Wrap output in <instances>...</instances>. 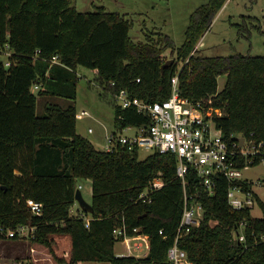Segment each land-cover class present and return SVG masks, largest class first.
<instances>
[{
  "label": "trees",
  "instance_id": "1",
  "mask_svg": "<svg viewBox=\"0 0 264 264\" xmlns=\"http://www.w3.org/2000/svg\"><path fill=\"white\" fill-rule=\"evenodd\" d=\"M227 1L207 0L193 11L176 50L184 65L179 69L175 60L162 70L164 51L174 46L173 39L167 34L134 41L131 21L118 11L103 5L80 11L73 0H0V51L9 50L11 62L6 66L0 60V218L5 227L36 226L32 241L50 251L54 235L69 236L68 264H169L168 250L176 240L187 194L190 201L203 204L204 212L200 225L183 233L178 244L196 264H264L262 201V216H254L250 208L233 209L224 176L210 194L192 167L183 183L174 153L154 152L141 159L138 147L101 150L77 132V67L83 65L96 70L101 95L112 96L115 127L151 124L148 114L117 104L121 89L147 102L164 100L178 74L181 96L216 95L225 109L216 122L226 138L241 133L264 140V55L206 56L196 47ZM246 23L244 30L250 32ZM54 55L59 62L52 61ZM221 75L226 82L219 89ZM36 84L41 86L38 93L32 89ZM39 96L72 102L47 101L38 115ZM160 173L164 185L151 201L140 199ZM81 179H91L93 187V212L79 207L89 216L88 226L84 215L71 214ZM244 186L252 188L247 182ZM29 198L43 202L41 215L30 211ZM242 222L245 240L239 241L234 230ZM124 225L129 234L137 227L149 235L147 255L117 254L114 229ZM7 238L19 235L0 232V239Z\"/></svg>",
  "mask_w": 264,
  "mask_h": 264
},
{
  "label": "built area",
  "instance_id": "2",
  "mask_svg": "<svg viewBox=\"0 0 264 264\" xmlns=\"http://www.w3.org/2000/svg\"><path fill=\"white\" fill-rule=\"evenodd\" d=\"M0 53H3L0 51ZM194 53V52H193ZM52 61L59 62V56L54 55ZM6 66L10 60L4 62ZM173 88L171 95L164 100L147 102L138 97L129 95L126 89L116 95V102L123 108L134 107L138 112L148 114L151 124L115 127L109 135V146L106 150L114 152L119 147H138L148 152L174 153L177 156V174L186 182V174L192 167L198 176L199 183L210 194L214 193L216 180L224 176L228 181V201L233 209H253L261 207L264 203V170L262 177L257 181L244 177V169L248 166L263 164L264 166V140L244 138L240 141L241 133L236 139L226 138L217 126L216 120L225 114L223 105L216 100V95H210L199 99L183 97L179 92L178 74L172 78ZM35 86H39L36 84ZM81 115L90 114L87 109L80 112ZM93 129L90 127L89 132ZM133 131L132 134L127 132ZM150 153V154H151ZM244 158V165H241ZM250 183L252 188L247 189L244 183ZM164 185L161 173L154 177L140 194V199L151 201L152 194ZM82 187L79 184V188ZM191 197L185 194V204L182 216L177 227V237L174 244L168 250L169 264H196L185 249L178 244V238L193 226L201 223L204 208L199 201H190ZM27 204L33 214L41 215L44 204L33 198L27 199ZM261 210V209H260ZM263 214L264 209L262 208ZM89 225V218H86ZM127 226L116 227L114 234L118 241L124 244V250L120 255L145 256L150 249L148 234L139 231L135 227V234L127 232ZM245 223L242 222L234 230V237L239 241L245 240ZM9 234L17 233L20 237L34 238L36 226L29 224L20 225L13 229L5 227L0 218V232ZM162 233L163 230H160ZM147 250L144 255L137 252Z\"/></svg>",
  "mask_w": 264,
  "mask_h": 264
},
{
  "label": "rangeland",
  "instance_id": "3",
  "mask_svg": "<svg viewBox=\"0 0 264 264\" xmlns=\"http://www.w3.org/2000/svg\"><path fill=\"white\" fill-rule=\"evenodd\" d=\"M207 0H73V3L80 11H95L103 5L109 11H118L124 14L132 23L130 30L131 37L136 42H148L150 39L157 40L160 35H169L174 42L173 47H168L164 51V58H173L178 62L180 69L184 62L177 58V48L181 46L186 37V30L189 24L190 15L193 11ZM244 19L250 26V32L244 30ZM238 24H241V29ZM257 25V26H254ZM261 27V28H260ZM264 0H228L226 5L216 15L211 27L202 36L197 44L198 54L206 56L231 55L242 53L245 55H264ZM153 38V39H152ZM10 51L0 53V60H9ZM77 72L80 76L78 84L77 98V132L89 138L98 149L106 150L109 146V135L115 129L114 106L110 102V94L101 95L102 89L97 81L95 69L79 65ZM219 89L223 88L226 82V75L218 78ZM41 86L33 85L35 93ZM103 94V93H102ZM47 101L59 102L67 105L72 101L58 96H39L37 103V114L44 113V106ZM87 109L90 114L81 115L80 112ZM93 131L89 132V128ZM133 131L127 132L132 134ZM151 152L141 149L139 157L141 159L148 156ZM264 170L263 164L248 166L244 169V177L257 181L262 177ZM84 198L92 201V181L91 179H81L78 185ZM264 192V191H263ZM80 205L75 204L71 214L79 213ZM254 216H262L259 206L252 209ZM11 240V241H8ZM6 245L5 253L14 252L16 255L24 257L22 253L27 241L37 245L32 238L20 237L4 239ZM14 241V242H13ZM45 247V246H43ZM14 249V251H12ZM116 251L124 250L122 242L116 243ZM8 250V251H7ZM19 251V252H17ZM147 250L137 252V255H144ZM14 254V253H13ZM12 255V253L10 254ZM22 259V257H6V263L13 264L12 260ZM14 259V260H15ZM16 260V261H17ZM19 261V260H18ZM26 264V262H25ZM80 264H111L110 262L83 261Z\"/></svg>",
  "mask_w": 264,
  "mask_h": 264
},
{
  "label": "crops",
  "instance_id": "4",
  "mask_svg": "<svg viewBox=\"0 0 264 264\" xmlns=\"http://www.w3.org/2000/svg\"><path fill=\"white\" fill-rule=\"evenodd\" d=\"M78 214L82 216L84 215L82 212H79ZM85 218H89V216L86 215ZM8 241L0 239V264L6 263V257L10 258L12 255L22 257L21 260L18 259L19 261L13 257L15 259L12 260L13 264H25V262L26 264H68L70 259L71 239L66 235H54V241L52 243L53 251H50L49 247L33 245L30 241H27L25 249L22 252L24 257L16 255L14 249L12 250L14 252L5 253L6 248H3V245H6L4 242L7 243ZM11 253L12 255H10ZM117 254L120 255L119 252H117Z\"/></svg>",
  "mask_w": 264,
  "mask_h": 264
},
{
  "label": "water",
  "instance_id": "5",
  "mask_svg": "<svg viewBox=\"0 0 264 264\" xmlns=\"http://www.w3.org/2000/svg\"><path fill=\"white\" fill-rule=\"evenodd\" d=\"M173 62H174V59H173V58L167 60V61L162 65V70H164V68H165L166 66L172 64ZM240 141H241V143H243V141H244V137H240ZM75 199H76V201L78 202V204L80 205V207H81L82 209H84L85 211H88V212H93L94 208H93L92 203L89 202V201H87V200L84 198V196H83V194H82L80 188H78V189L76 190Z\"/></svg>",
  "mask_w": 264,
  "mask_h": 264
}]
</instances>
